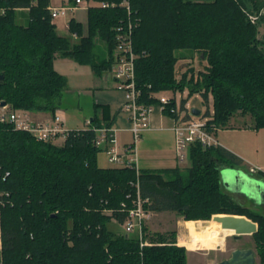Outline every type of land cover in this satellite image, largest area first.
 I'll return each instance as SVG.
<instances>
[{"label":"trees","instance_id":"1","mask_svg":"<svg viewBox=\"0 0 264 264\" xmlns=\"http://www.w3.org/2000/svg\"><path fill=\"white\" fill-rule=\"evenodd\" d=\"M96 1L116 6L91 7L86 26L72 17L69 30L75 38L57 30L48 9L51 0H0V73L5 74L0 102L55 113L68 86L55 68L56 58H71L103 75L115 62L116 27L132 21L136 80L144 102L157 103L154 92L187 88L205 102L211 93L214 111L205 115L218 127H228L240 113L264 128V37L259 35L264 12L261 22L250 17L264 10V0H129L130 13L124 0ZM98 41L104 43V55ZM196 56L204 69L197 76L193 67L179 74V61L193 62ZM185 104L184 99L182 109ZM164 112L170 114V107ZM98 123L95 116L92 124ZM96 136L94 128L81 129L57 145L0 122V168L4 175L9 172L0 181L13 202L2 215L4 264H187L188 249L176 233L147 234L151 244L142 247L137 233L122 230L126 213L121 204H130V193L136 195L137 174L128 167L100 165ZM190 156L189 167L141 171L147 207L175 211L187 221L246 215L258 223L252 236L264 264V213L222 188V167L240 160L220 146L208 149L200 143L192 145ZM200 231L194 243H202Z\"/></svg>","mask_w":264,"mask_h":264},{"label":"built area","instance_id":"2","mask_svg":"<svg viewBox=\"0 0 264 264\" xmlns=\"http://www.w3.org/2000/svg\"><path fill=\"white\" fill-rule=\"evenodd\" d=\"M59 3L50 2L48 9L52 20L60 17H68L71 12L78 9L88 10L91 7L109 8L116 6L115 2L96 1V0H57ZM122 5L126 6L128 12H131L129 0H124ZM253 22H256L257 16H250ZM135 24L131 21L128 24H122L116 27V49L115 62L110 75L117 80V88L125 94L123 111L126 112L131 124L132 141L122 147L117 134L110 127L94 128L97 136L94 143L105 151L108 162L116 167H128L136 171L137 181L135 186L137 193L128 195L130 204L122 202V210L126 213L124 221V231L128 234L137 233L141 246L151 244L145 239L146 222L152 214V210L147 207L150 204L149 198H143L140 184V160L138 154V144L143 134L152 127V115L156 106H160L163 111L170 107V116L174 122L172 130L175 134L176 155L180 163L185 162L193 144L200 143L204 148L221 146L216 133L220 129L211 120L212 116H206L201 113L194 116L191 108L182 109L177 106V97L170 96L162 92L151 94L157 99V103H146L141 98V89L136 80V58L137 54L133 46V31ZM73 37H78L77 33H72ZM176 101V106H171L172 101ZM0 122L10 123L15 129L31 133L37 140L45 142H54L57 138H63L64 142L76 130L69 129L63 116L56 111L51 121L35 122L32 120L28 111L16 109L10 104L1 106L0 104ZM90 124V122L88 121ZM253 173L263 171L260 167H251ZM9 172L5 175L1 172L0 180H5ZM13 204L11 193L1 186L0 181V264L3 263V249L5 244V235L3 228V209Z\"/></svg>","mask_w":264,"mask_h":264},{"label":"crops","instance_id":"3","mask_svg":"<svg viewBox=\"0 0 264 264\" xmlns=\"http://www.w3.org/2000/svg\"><path fill=\"white\" fill-rule=\"evenodd\" d=\"M55 3H59L56 0H51ZM23 13H27V10H23ZM72 17V16H71ZM70 17V18H71ZM22 20H27L26 16L20 17ZM69 19L68 20V28H69ZM56 26L57 19L53 21ZM69 35L72 36V33L69 30ZM78 65L83 79L81 81L80 88L72 87V79L71 75L65 71L64 66L68 65ZM75 63V64H74ZM85 64H80L74 61L71 58L66 57H57L55 60V68L65 75L68 79V86L65 92V96L70 93H77L80 96L85 94L88 97H91L93 101V109L94 114L88 118L86 117L85 125L80 127L77 130L81 129H90V128H105L110 127L113 131L117 134L120 144L122 147L126 146L132 141V133H131V124L126 112L123 111V105L125 102V94L122 90L117 88V80L110 75V71L103 75H98L94 72L93 68H85ZM114 66V64H113ZM112 66V69H113ZM72 85V86H71ZM170 91H163L162 93L168 94ZM169 95V94H168ZM65 96L63 101L65 100ZM176 96V95H174ZM62 108V106L60 107ZM58 108L56 111H58ZM187 108V107H186ZM55 111V112H56ZM29 115L31 116L32 120L35 122H49L52 120L54 113L47 112V111H28ZM97 116L99 120V125L92 124L94 117ZM90 122V124L88 123ZM233 121V119H232ZM231 121L230 125L225 128H220L216 133V136L221 144V148H224L229 153L235 155L239 160L240 163L234 166H223L221 170V182L223 190L228 193L233 199L236 201L250 207L249 203L252 207V210L256 209V211L264 213V173L256 172L253 173L250 171V168L260 167L264 171V161H261L260 158L251 151L250 146L254 145V143L258 145V140L264 138V128H242V127H235L233 122ZM66 126L68 127L66 121ZM173 120L171 116L164 112L160 106H156V109L152 115V127L150 130L146 131L140 142L143 143L142 148L145 149L146 142L155 141L159 145L163 140L160 136H157L153 133H160V134H168L171 135L172 141L175 142V134L172 130L173 127ZM98 126V127H97ZM69 128V127H68ZM245 134V137L243 136ZM257 140H255V138ZM165 137V136H164ZM139 142V143H140ZM174 145V144H173ZM173 148V147H172ZM176 150V147H175ZM138 154L140 164L142 160H145L142 155L139 153V144H138ZM107 160V156H106ZM176 160L178 162L177 167L180 166V162L176 155ZM108 161V160H107ZM109 163V162H108ZM104 167L113 166V165H102ZM141 167V165H140ZM168 168H175V167H164L160 169H146V170H163ZM142 170H145L141 168ZM226 169H231L232 171L229 173L224 174V183L222 181V173ZM237 171V173H236ZM238 175L239 178L237 177ZM162 212H155V214H161ZM153 213V212H152ZM152 216V214H151ZM150 216V217H151ZM180 216V215H178ZM214 217H220L221 223L223 219L222 214H216ZM212 220H209L208 223H211ZM181 221H179L180 223ZM194 220L185 221V228L187 232V236L191 237L193 240L194 236H192L191 227ZM200 222V221H196ZM208 225V224H207ZM207 227V231L202 229L200 235L202 236V243L196 244L198 247H203V249H208L209 247H216L221 245L225 237L227 235L234 234L233 230L224 229L222 226L209 224ZM206 232V233H205ZM209 233H211V238L209 244H206V238L209 237ZM195 234V233H194ZM187 237V238H188ZM195 240V239H194ZM181 245H186L189 250L195 251L198 250L193 247H189L186 239H181Z\"/></svg>","mask_w":264,"mask_h":264},{"label":"rangeland","instance_id":"4","mask_svg":"<svg viewBox=\"0 0 264 264\" xmlns=\"http://www.w3.org/2000/svg\"><path fill=\"white\" fill-rule=\"evenodd\" d=\"M55 1V0H54ZM57 1V0H56ZM58 2V1H57ZM264 10H262L258 14H253V16H257L256 22H261V16L263 14ZM252 15V14H251ZM75 17L77 21L81 22L84 26L87 25L88 22V12L85 9H78L74 12H71L68 17H60L57 18V30L62 35H69V28H68V20L70 17ZM71 17V18H72ZM27 18V17H26ZM70 18V19H71ZM21 22H26V20L20 19ZM70 21V20H69ZM259 35L261 37H264V23H261L259 25ZM98 46L100 47L101 55L105 54V47L104 43L101 41H98ZM188 62V63H186ZM185 60L179 61L177 64L178 72L179 74L184 72L190 67H193L195 74L197 76V73L200 72V70L204 69V62L199 58V56H196L193 62H189ZM72 65L64 66L65 71L68 72V74L71 75V81L73 83L72 87L80 88L79 85H81V81L83 79L82 73L78 67V65ZM75 64V63H74ZM85 68H91L89 65H84ZM170 96L176 95L177 97V106L181 108L182 102L185 99L186 100V107L187 108H194L197 107L202 110V114L205 115L207 110L209 109L210 112L214 111L213 106V95L210 93L208 102L204 101L203 96L200 93H196L192 96H190L189 89L185 88L182 91H177L176 93L170 91L168 92ZM62 108L58 110V112L63 116L64 120L66 121L69 129H79L80 127H83L85 125L86 117H91L94 114L93 109V101L91 97H88V95H79L77 93H70L65 96V100H62L61 104ZM232 121V120H231ZM230 121V123H231ZM233 125L235 127H246V128H253L255 129V122L253 118L250 115H243V114H237L233 117ZM230 125V124H229ZM157 136H160V138L163 140V142L160 143V145L155 141H148L146 142L145 149L142 148L143 143H139V153L142 155V157H145V160L141 161V168L143 169H160L164 167H177V160H176V150H175V142L172 141L173 138H171V135L168 134H160V133H153ZM165 136V137H164ZM245 137V134L243 135ZM254 137V136H253ZM255 138V137H254ZM255 140H257L255 138ZM53 143L57 145H62L64 143L63 138H57ZM174 144V145H173ZM173 147V148H172ZM251 151L256 154L261 161H264V138L258 140L256 144L250 146ZM99 163L100 165H110L108 161L106 160V153L104 150H101L99 152ZM193 163L192 157L190 154H188L187 159L185 162L181 163V168L189 167ZM233 165H237L236 162H232ZM250 207L251 204L249 203ZM253 211H256V209H253ZM261 213V212H260ZM178 214L175 211H164L161 214H155V211H153L152 216L147 220L146 222V228L147 231L145 232V236L152 235L156 232L160 233H176L178 243H181V239H186V242L188 243L189 247L196 248L198 250L192 251L189 250L186 245H183L187 247V264H218L221 260L228 258L231 256L232 251L236 248H246L251 247L256 250V243L254 241V238L251 234L248 235H242L239 238H235L234 234L227 235L225 237L224 242L221 245H218L216 247H209L208 249H203V247H198L194 244V238L193 240L191 237L187 236L186 228H185V217L182 215L178 216ZM216 215V214H215ZM214 219V215L211 219ZM209 220H194L191 227L192 236H194V233H198L200 230L205 229L207 231V227H204L208 224ZM179 221H181L179 223ZM191 221V220H188ZM196 221H200L199 223ZM124 230V226L122 228ZM203 232V231H201ZM206 233V232H205ZM188 237V238H187ZM199 244V243H196ZM181 245V244H180ZM257 252V251H256ZM257 264H261V259L259 255L257 254Z\"/></svg>","mask_w":264,"mask_h":264},{"label":"water","instance_id":"5","mask_svg":"<svg viewBox=\"0 0 264 264\" xmlns=\"http://www.w3.org/2000/svg\"><path fill=\"white\" fill-rule=\"evenodd\" d=\"M5 77L4 73H0V81H3ZM1 106H5L7 102L5 100L0 102ZM192 115L199 116L202 110L194 107L191 110ZM231 169H226L222 173V181L224 183V174L231 172ZM237 173V171H236ZM240 175L237 177L239 178ZM222 228L230 229L234 231V237L239 238L242 235H253L258 231V223L247 217L246 215L238 214H225L222 219ZM218 264H257V252L254 248H236L232 251L230 257L221 260Z\"/></svg>","mask_w":264,"mask_h":264},{"label":"bare ground","instance_id":"6","mask_svg":"<svg viewBox=\"0 0 264 264\" xmlns=\"http://www.w3.org/2000/svg\"><path fill=\"white\" fill-rule=\"evenodd\" d=\"M218 223H219V226L221 227L222 223H221L220 217H214V219H212L211 223H208V225L209 224L217 225ZM209 234H210L209 237L206 238V244H209V241H210V238H211V233H209Z\"/></svg>","mask_w":264,"mask_h":264}]
</instances>
